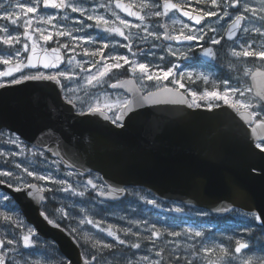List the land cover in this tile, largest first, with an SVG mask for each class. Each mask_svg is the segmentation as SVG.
<instances>
[{
	"label": "water",
	"instance_id": "1",
	"mask_svg": "<svg viewBox=\"0 0 264 264\" xmlns=\"http://www.w3.org/2000/svg\"><path fill=\"white\" fill-rule=\"evenodd\" d=\"M120 3L130 5L122 0ZM130 10L143 15L132 5ZM178 14L197 25L182 13ZM168 15L163 16V21ZM164 25L165 22L162 29L169 32ZM225 36L227 38V33ZM163 40L177 45L193 43L167 40L164 36ZM36 45L37 55H44L46 50L50 59L56 55L61 57L58 68L64 65L65 54L60 48L46 49L40 43ZM52 49H59V52L54 53ZM201 56L206 61H214L202 52ZM16 63L6 65L2 71ZM39 68L43 67L26 69ZM3 78L10 77H0V80ZM131 86L116 88L130 91L131 100H140L142 94ZM261 87L264 85L259 77L253 80L254 93ZM153 93L157 95L148 101L141 100L124 115L119 122L123 127H120L105 118H110L111 111L107 109L103 115L88 112L81 115L74 103L69 105L63 98L57 82L26 81L0 89V129L14 132L28 144L43 148L67 169L81 175L99 172L109 189V194L101 195L105 200L121 198L125 188L132 186L144 188L164 202L179 201L218 215L227 214L217 211L225 206L264 213V171H261L264 170V154L252 144L256 136L264 135V128L257 127L253 135L238 114L226 105L213 110L190 108L179 102L176 94L160 89ZM0 189L18 203L27 221L42 237L51 238L72 264H81L79 243L66 230L47 223L40 215L42 202L38 198H25L7 183L0 184Z\"/></svg>",
	"mask_w": 264,
	"mask_h": 264
},
{
	"label": "rangeland",
	"instance_id": "2",
	"mask_svg": "<svg viewBox=\"0 0 264 264\" xmlns=\"http://www.w3.org/2000/svg\"><path fill=\"white\" fill-rule=\"evenodd\" d=\"M133 1L149 16L154 17L152 20H155V22L149 20L144 25L148 26L149 31L155 30V32H157L160 36V39H156L153 36H148L146 32L142 31L143 35L141 34V36L146 37L144 38V46L148 48H155V57H158L159 61L168 59L170 56H173L175 61L171 60L170 58V63L177 66L175 70L183 67L182 62L184 59L180 54L187 53L189 56V54H192L193 51H189V48H176L163 44L162 31H160L159 29L160 21H156L157 17L152 15V12L157 10L161 11V8L150 9L148 7H143V5H153L154 3H156V0ZM177 1H181L185 5L197 7L195 8V10L206 8L202 5H199L197 0ZM72 2L74 4L83 6L87 11L84 14H81L80 12H72L69 8L64 12L57 11L51 13L52 11H46L45 9H43L41 4V7L40 9H38L37 13H21L19 26H12L8 21L0 20V35H4L5 38H7V36L9 35H18L20 38L19 43L13 41L12 45H5L2 41H0V54L3 55L4 59H9L11 63H13L17 61L14 53L16 50H19L21 52L20 60H24L26 52L23 51V44L28 43L29 45V40L23 35L25 31L24 23L26 20L31 19L33 22L28 28V32L30 35H32L33 39H38L44 47H60L66 53L67 62L61 71L69 72L72 74V76L71 79L64 77L61 78H64V80L69 85V95L67 98L73 100V103L77 105L80 112H87L90 105L95 106L98 104L101 108H103L105 104H114L117 100H122V98L118 95L113 96L106 93L104 90L100 91L99 89L101 88L99 86L104 83L96 84V82H93V85L95 86L89 85L86 82V77L89 72L82 70V68L77 64V62H79L84 69H90L91 73H95L97 69L100 68L91 67V65L93 64L91 63V59H89L85 53H82V49H87L88 53L90 49H92L93 42H88V38H91V40L93 41L95 39L94 35H88L91 28H93L88 27V25H95L96 22L95 20H88L87 16H104L105 19H108L110 21V23H114V20L117 19L116 16L113 15V12H115L116 15H118V13L109 0H86L82 2L72 0ZM246 2L250 7L257 10L256 16L253 18V23L246 25L250 29V33L254 41L252 43V47L249 50H264V36L254 31L255 28H260L261 33H264V21L260 19L261 16H264V11H261V6L262 4H264V0H246ZM0 3H4L5 8H8L10 4L15 8L17 0H0ZM159 4H161V0H159ZM101 5H104V7H101ZM210 8L217 10L213 5H211L210 0H208L207 8L204 10H211ZM2 11L3 10L0 9V12ZM16 11L20 10L16 8ZM229 12H233V9H229ZM52 14L56 15V20L53 21V24H57V22H59L57 27H53L52 24L44 23L43 19H38V17L43 16L44 18H46L48 15ZM65 15L68 16V20L63 19ZM246 15L251 17L252 14L248 13ZM120 19L122 18L120 17ZM174 21L175 23H173ZM230 21L231 17H223L222 19H217V17H210V20L203 29L205 31H208V25L219 27L221 24H223L224 27L220 29V33L223 34L227 23H229ZM117 22L119 26V21L117 20ZM167 23L170 24L175 33H179L182 25L187 24L183 20H181L179 16L172 17L171 19L168 18ZM187 25L191 29H200L190 26L189 24ZM4 27H7V32L3 31ZM37 27H40L44 31L45 35L51 32L52 39L49 41L40 39V33L35 31ZM57 30H70L72 35L60 37L55 34ZM184 32L185 34H187L188 29H184ZM209 35L217 34L209 32ZM72 37H84V39H80L77 41L73 40ZM205 41H208V36H205L203 42ZM64 44H68L69 48H64ZM218 46L223 48V53H227L229 55L228 65H244L245 69L250 67V57H233L231 55L233 44H225L223 46L220 44ZM169 48L174 50L177 54L175 56L172 55L168 50ZM72 49H74V51ZM161 57H163V59H161ZM69 59H72L71 63L68 62ZM257 60L258 62L260 61L258 58L253 57L254 62ZM168 61L169 60H167V62ZM4 65L8 64H3L2 62H0V70ZM187 73L193 74V76L190 78V82H192V84L198 82L200 83L199 86L206 85L202 81V79L199 78V74L204 73L210 77V80L207 83L208 85H212V81L214 80L216 81L214 85L218 87L222 86L221 91L223 90L222 82L225 79H218L219 77H216L214 75L212 76V73L209 70L203 72L200 68H191L185 70L184 72H181V74H184V76L188 77ZM20 75H18L17 77H19ZM161 79L159 81L155 80L156 83L162 84L164 81H162ZM103 80L105 81L106 77H104ZM205 90L209 91V89L202 88V90H200V92L198 93H202ZM77 93H80V95H78ZM111 111L113 113L112 118L115 119L118 110L116 108H113ZM12 140H18L19 143L10 142ZM2 142H4V144H1ZM41 159L40 155L35 153L33 149H28L27 147H25L18 139V137L14 134L6 131L0 133V172H12L15 174V176L8 178L14 180L19 177L21 182H31L29 179H32V181H40L35 179V177H30L26 173H24L23 169L25 167H27L29 171H33L39 175L50 177V180L41 181V187L44 189H52V191L49 192L52 193V196L55 197V201L60 198L70 205L69 207L62 206V208H64L63 211L68 214L67 216L70 217L69 219L73 220V218H75L78 222L73 225H68L71 226L72 229H78L77 234H80L81 237H83L84 235H88L89 237L93 238V242L95 239H99L101 241V244L108 243L114 245L115 248L113 249L100 248L102 249L101 252L103 253L100 254L103 260L98 257V260H100V264H150V261H155L157 259L161 260V264H186L185 257H187L188 260H192L194 264H214V262L217 261V258L222 256V254L219 252V249L215 248L216 245L221 243H223L229 249L228 256L224 257L225 264H243V260L250 255H255L256 257L264 256V253L259 251V249L264 246V242L261 240V238L256 237V234L254 233L258 229L257 226L255 224H252L251 234L246 233L244 231V228L248 225V221L244 218L243 215L237 214V212L244 213L240 211H234L229 217V220H227V223L215 218V222H208V220L213 219L210 216L211 214L206 210H187L179 203L172 202L170 204H165L162 202H158L152 195L146 192H139L138 197L144 204V206H142L143 209H132L133 211H135L126 214L124 216V219L121 218L120 220L115 221L116 223L114 224L111 222L106 224L104 222V218H95L91 214V212L86 211L87 209L92 208L88 206L85 207V205H83V200L86 198L87 194L83 196L78 195V193L80 192H84V194L88 192V185L85 182L86 180L79 179L74 172L64 170L61 165H58L54 161L46 160L44 158ZM16 165H20V167H16ZM43 166H45V168L41 169V167ZM54 180H63L67 183L65 185L54 184L52 182ZM68 186H71L69 188V191L65 192L62 190L64 187ZM4 195V192H0V213H5L9 217V219L5 220L4 216H0V238L5 241V248L3 252L6 254L8 264H25L26 261L27 264H61V262L65 258L55 250L53 244L50 241H42L35 237V231L31 227H29L26 222L24 223L22 216L20 215L18 210L16 212L9 211L10 208L15 206V203L12 200V203L9 204L3 199ZM148 200H155L159 207L148 204ZM175 207H182L184 208V211L182 213L170 211V209H173ZM62 208L59 209L60 213ZM68 209H72L73 211L70 210L69 212L67 211ZM77 211L80 212L76 213ZM81 212H84L87 217L79 215ZM204 213L208 214L204 215ZM89 219L93 220L94 222H99V227L94 226V224L81 223L82 220L87 221ZM176 220L177 222H175ZM238 222H240L241 224ZM153 224L163 233V235L158 239L153 237V240L150 241L147 239V237L152 235L151 230ZM109 227L116 231L120 239L125 240L126 243L124 245H120L114 238L111 239L110 237H108L105 231L100 230L101 228L107 229ZM189 227L203 231L205 233L204 237H195L190 239L184 236L173 237L168 235V233L172 231L183 232L184 229H187ZM28 229L33 230V241L35 245L34 250H31L30 247L25 248L22 243V236L27 232ZM99 231H101L102 234H99ZM133 233H137L138 235H133ZM229 237H232V239L229 240ZM241 238L249 244L250 248L255 249L254 253H249L248 250H242L241 254H235V240ZM8 239H13L16 241V243H14L13 245H7L6 242ZM137 242L141 244V247L139 249L131 248L130 245ZM202 242L205 246L214 248L215 250L211 251L208 255H205L202 251H199L197 255H193L192 251L186 248V244L191 243L196 245V249H200ZM81 243L84 244L82 239ZM84 245H86L87 248L89 244ZM177 245H179L178 248ZM9 248L13 249V251H9ZM161 249L164 250L162 257H157L156 253ZM174 249L175 251H173ZM28 253H31V255H28ZM144 256H147L149 260L145 261L141 259ZM177 257H181V259L177 261Z\"/></svg>",
	"mask_w": 264,
	"mask_h": 264
},
{
	"label": "snow or ice",
	"instance_id": "3",
	"mask_svg": "<svg viewBox=\"0 0 264 264\" xmlns=\"http://www.w3.org/2000/svg\"><path fill=\"white\" fill-rule=\"evenodd\" d=\"M198 3L203 2L207 3L208 0H197ZM211 5H213L217 10H209L205 11L204 9H198L196 11H199L200 14L193 15L192 11H186L183 8L182 4L179 3H173L172 0H163L162 5L159 4V0H156V3L153 5H143V7L148 8H162V11L157 10L152 12V15L156 17L160 16H167L170 12L176 11L182 13L184 17H188L189 20L195 21L197 25H200L201 22L205 19V17H217V19H222L223 17H231L230 23L227 25L226 33H227V40L233 41V47L231 51V55L233 57H256L261 62H264V50H249L252 47L253 37L251 36L250 29L246 26L247 24L253 23V18L256 16L257 10L250 7L246 0H210ZM41 4L43 5V8H51L53 10H67L71 9L72 12H80L81 14H84L87 10L78 4H74L72 0H17V3L15 5V8L9 5L8 8H5L4 3H0V9L3 11L0 12V20L8 21L10 25L12 26H19L20 23V15L21 13H37L38 9H40ZM32 5V6H28ZM101 7H104V5H101ZM116 8H120L121 10L127 12L129 16H135L138 20L143 21L145 19V16L140 15L136 11H132L131 5H124L120 3V0H116ZM16 8H18L20 11H16ZM229 9H233V12H229ZM261 11H264V4L261 6ZM251 13V17L247 16L246 14ZM113 15L116 16V19L119 21V26H109L110 21L108 19H105L104 16L100 15H88V20H95V25H88V27H102L103 31L107 33H114L120 37H123L127 41H131L132 34L129 31V34H125V29L131 30L132 28H136L138 30L144 31L147 33L148 36H153L156 39H160V36L155 31H149L148 26L144 25L143 27L141 24H131L126 19H120L118 15H116L115 12H113ZM15 17V18H14ZM38 19H43V22L46 24H52L53 27H57V24H53V21L56 20V15H48L46 18L43 16L38 17ZM64 20H68V16L63 17ZM262 21H264V16H261L260 18ZM32 20L28 19L24 23L25 31L23 35L28 39L32 40L31 44V56L27 57V63H24L22 60H20L21 52L19 50H16L14 55L17 59V63L13 67H9L7 71H0V77H11V79L4 81L0 80V89L7 88L14 85H20L26 81H54L59 83L60 78H68L71 79L72 74L65 71H56L50 74H45L43 71L37 70L35 73H22L19 77L13 76L14 72H21L22 68H37L38 65H41L44 69H51V68H58L59 62L61 60V57L59 55H56L53 59H50L48 55L46 54V50L44 55H37V45L36 41L33 39L32 35L29 34L28 28L32 24ZM242 22H244V26L242 27ZM175 23V21L173 22ZM165 28L168 27V25H164ZM224 25L221 24L219 27H215L212 25H208V31H205L203 28L200 29H191L187 24H183L181 29L179 30L178 35H171L169 32L164 33V38L167 40H182V41H188V42H196V41H204L205 36H208V43L211 45H220L221 40L225 39V36L220 33V29L223 28ZM188 29V33L185 34L184 29ZM4 32H7V27H4ZM36 32L40 33V39L44 41H49L52 39V33L49 32L47 35L44 34V31L37 27L35 29ZM256 33H260L262 36H264V33H261L260 28H255L254 30ZM209 32L216 33L217 35H209ZM240 33V37L237 39H233L234 37H237V33ZM57 36L63 37V36H71L72 33L70 30H57L55 33ZM146 38V37H144ZM73 40H80L84 39V37H72ZM0 41L3 42L5 45H12L13 41L16 43L20 42V38L18 35H9L7 38H5L4 35H0ZM88 42H95L91 40V38H88ZM125 48L128 49V51L132 54V57H135L137 55L136 52L132 51V45L129 42L128 44L123 45ZM64 48H69L68 44L63 45ZM109 45L105 43L103 45V48H108ZM201 52L202 55L209 58V59H215L216 53L214 52L212 47H205L204 45H201ZM240 49V50H236ZM29 50L28 43L23 44V51L27 52ZM74 51V49H72ZM169 52H171L172 55H176L177 53L172 50L171 48L168 49ZM191 47L189 48V51H191ZM54 53H58L59 49H52ZM85 54H88V50L84 49ZM92 56H99L101 60L104 61L102 67L98 68L95 73H91L90 69H84L82 65H80L79 62H77L78 66L82 68L84 71H88L89 74L86 77V82L89 85H93V82H96V84H102L106 81L103 80L104 77H107L109 73L113 72V69H123L125 65H128V69L126 71H130L131 73H140L141 79L146 78L149 81L157 80L159 81L161 78L164 80H167L171 75L174 74V70L176 69V65L172 64L167 70H163L160 68H156L155 71H152V66L148 63H141L137 61L136 59H130L127 55H109L108 57L104 56L102 49H97L96 51L91 53ZM183 59H188L187 53H181L180 54ZM163 59V57H161ZM112 62H108V61ZM0 62L3 64H10L11 61L9 59H4L3 55L0 54ZM69 63L72 62V59H69ZM91 67H96V63H93ZM245 76H251L253 80H256L258 77L260 78V82L262 85H264V71H261L260 69H257L255 72L252 71L250 68H246L244 70ZM187 76L191 78L193 76L192 73H187ZM199 78L202 79V81L207 84L210 80V77L207 74L200 73ZM184 79V74H180L177 79L173 81V83L179 84L180 88H184L185 85L181 83V80ZM133 81H123L120 82L119 85L113 84L112 87L115 88L117 86H125L127 84H131ZM213 84L216 83V81H212ZM223 90H219V88H214L212 91H203L202 93H198L196 91L190 92L191 100L187 99L183 94L179 93L177 89H171V88H163L160 89V91L173 93L178 95L179 102L185 103L190 108H200L204 105H202V101L208 102L206 104V107L208 110H213L214 108L221 107L218 103H213L212 101H222L223 105H226L230 107L232 110H234L241 120H243L247 128L251 130V133L253 135L257 132V127L264 128V87H261L260 90L256 91L252 96L247 97L245 93H252V88H240V87H230L228 79L223 80ZM95 86V85H93ZM239 94V98H233L236 96V94ZM157 93L149 92L148 96L141 95L140 100H130V99H122L117 100L114 104H105L103 108H101L98 104L95 106H89L88 107V113L89 114H104V109H107L108 111H111L113 108H116L119 112V115L115 116V119H111L107 116H105L106 119H111V123L117 124L118 122L122 121L124 115L128 112H131L134 107H136L140 101H148L150 97L156 96ZM67 103L69 105L73 104V100L70 98H67ZM84 113L81 112V115ZM259 117V119H257ZM120 127H123V123H119ZM12 143H19L18 140H12L10 141ZM253 147L259 151L260 154H264V135L256 136V138L252 141ZM16 167H20V165H16ZM255 171V170H254ZM264 171V170H261ZM23 172L26 173L30 177H35V179L40 181H47L51 178L44 175H39L33 171H29L27 167L23 169ZM15 174L9 171H3L0 172V177H14ZM54 184L59 185H65L67 182L63 180H54L52 181ZM5 183V181L0 180V184ZM16 183L19 186L15 187V192L17 193H23L25 198H38L41 202H43L46 198L43 195H40V193L44 191H52V189H44V188H38L36 184L24 181L21 182L20 178L17 177L13 182H9L7 186L9 188L13 187V184ZM88 185H91L93 189L97 187L96 184L93 183L91 179L87 181ZM68 187H64L62 190L67 192L69 191ZM35 190V191H32ZM78 195L83 196L84 192L78 193ZM100 195H104L103 192H100ZM3 199L7 201L9 204L12 203V197H10L8 194H5ZM148 204L154 205L159 207L157 205V202L155 200H148ZM41 207H43V204H41ZM11 212H16L17 209L15 206L9 209ZM22 211V209L20 210ZM170 211H174L176 213H182L184 211V208L182 207H175L173 209H170ZM218 212L221 213H231L236 211L233 208L230 207H223L217 209ZM61 218H65L68 214L61 209ZM208 213H204V215H207ZM239 215H243L244 218L248 221V225L244 228V231L246 233L251 234L252 224H258L260 227L261 232H264V213L257 211L255 209H251L249 211H246L244 213H239ZM40 215L43 216V218L47 221V223L52 224L53 226L59 228L60 225L57 223L54 219H50L49 216L41 211ZM0 216H4L5 220L9 219V217L5 213H0ZM81 223H87V224H94V226L99 227V222H94L93 220L89 219L87 221H81ZM19 226V225H17ZM101 231L107 232V235L112 236L120 245H124L126 242L123 239H120V237L117 235L116 231H114L111 227L107 229H100ZM130 231V230H128ZM152 235L147 237L148 240H153V237L160 238L163 233L156 228V226L152 225ZM78 233V229H71L70 235ZM127 234V233H126ZM133 235H138L137 233H133ZM168 235L173 237H188V238H195V237H204L205 233L201 230L195 229V228H187L184 229L183 232L180 231H172L168 233ZM74 239L77 240L78 243L81 242V239L83 240L84 244H90V248L86 250L83 253V258L81 260V264H100V260L97 259L96 252L92 251L91 249H113V244L104 243L101 244V241L99 239H95L93 242V238L89 237L88 235H84L81 237L79 234L73 236ZM232 237H229V240H231ZM7 245H13L16 243L13 239L7 240ZM22 243L25 248L34 247V241H33V230L28 229L27 232L22 236ZM174 243V242H171ZM5 246V241L0 240V249H2ZM131 248L139 249L141 247L140 243H132ZM179 245H177V248ZM186 248L188 250L192 251L193 255H197L199 251H202L205 255H208L211 251H214V248H209L204 245V243H201L200 249H196L195 244H186ZM215 248L219 249V252L222 254V256L217 258V261L214 262V264H225L224 257H227L229 254V249L226 247L223 243L218 244L215 246ZM242 250H248L249 253H254L255 249L250 248L249 244L241 239L235 240V248L234 252L235 254H241ZM9 251H13V249L9 248ZM163 249L158 251L156 253L157 257H162ZM175 251V249L173 250ZM260 252L264 253V246H262L259 249ZM28 255H31V253H28ZM23 258V257H22ZM238 258V257H237ZM141 259L148 261L149 258L147 256L142 257ZM177 261H179L180 257L176 258ZM186 264H194L192 260H188L187 257H185ZM0 264H6V254L3 251H0ZM27 264V261L25 262ZM61 264H72V261L68 258H65ZM150 264H161V260L157 259L155 261H150ZM243 264H264V256L256 257L255 255L247 256L243 260Z\"/></svg>",
	"mask_w": 264,
	"mask_h": 264
},
{
	"label": "flooded vegetation",
	"instance_id": "4",
	"mask_svg": "<svg viewBox=\"0 0 264 264\" xmlns=\"http://www.w3.org/2000/svg\"><path fill=\"white\" fill-rule=\"evenodd\" d=\"M78 1H86V0H78ZM108 1V0H107ZM112 3V6L114 7V9L116 10V12L118 13V16L121 17L122 19H126L128 20L131 24H141V26L143 27L144 24L146 22H148L149 20H152L154 17L149 16L143 9H140L139 6L133 1V0H124L128 3H130L131 5H133L136 9L141 10L145 16V19L143 21L141 20H136L134 18H131L123 13H121L119 11L118 8L115 7V0H109ZM179 2V1H178ZM187 6V5H184ZM203 7L207 8V4L203 3L202 4ZM185 8H188L185 7ZM204 8V9H206ZM209 11V10H207ZM234 11V10H233ZM53 12H57L56 10L52 11ZM178 16V14L176 12H173L170 14V16L168 17L169 19H171L172 17ZM167 18V19H168ZM208 20H210V17H207V22ZM156 21H160V25H159V29L161 30V25H162V18L157 17ZM206 22V23H207ZM186 23V22H185ZM189 24V23H187ZM168 25V30L170 31L171 34H179V33H175L173 31V29L171 28L170 24L167 23ZM190 26H193L191 24H189ZM109 26H118V22L117 20H114V23H110ZM244 26V25H243ZM125 34L128 35L129 31L131 32V34L133 35L131 41H127L125 40L123 37H120L114 33H107L105 31H103V28L100 27H93L91 28V30L89 31L90 36H95L94 39V43L92 44V49H90L89 53L87 54V57L89 59H91V63H96V67H101V65H103V60H101V58L99 56H92L91 53L96 51L98 48L103 50L104 56L108 57L109 55H127L129 56L130 59H136L137 61L141 62V63H148L152 66L151 70L155 71L156 68H160L163 70H167L172 64L169 63L167 64L165 61L158 60V57H155V48L153 47H146L144 46V36H141L142 31L138 30L136 28H132L131 30L125 29ZM155 31V30H154ZM88 32V30H87ZM163 33V31H162ZM143 35V34H142ZM241 34H239V36L237 38L240 37ZM236 38V39H237ZM36 42L41 43L38 39H34ZM163 41V39H162ZM131 43L132 45V51L136 52L137 55L135 57H132V54L128 51L127 48H125L123 45ZM107 43L109 45L108 48H103V45ZM155 43V40H154ZM31 44H32V40H29V50L26 52V54L28 55L30 49H31ZM163 44L166 46H171V47H176V48H190L192 49V54H189L188 59H184V61L186 62V64H183V67H180V69L178 70H174V74L171 75L167 80L161 79L162 81H164L162 84L156 83L155 80L149 81L146 78L141 79V74L140 73H131L130 71H126V69H128V65H125V67L123 69H113L112 73H109V75L106 77V82L102 85H100L99 87L101 90H104L106 93L110 94V95H118L119 97H121L122 99H130L131 100V92L128 90H124V89H118V88H113L112 85L113 84H117L119 85L120 82L123 81H133V83L128 84L130 87H132L131 85H133L136 89L139 90V92H141L143 95L149 93V92H154L155 89H158L160 87L163 86H171L174 88H179L180 90H182L185 94H187L190 97V92L194 91V88H198V85L196 84H192L191 79L190 78H185L184 80H181V83H183L185 85L184 88H180L179 84L173 83V81L175 79L178 78V76L181 74V72H184L185 70L191 69V68H200L201 71H207L209 70L212 73V76H218V77H222L223 79L225 78H229V84L233 85L234 87H240V88H252L253 89V80L252 77L249 76H245L244 75V70H245V66L244 65H237L235 64V66H230L228 65V54L227 53H223L222 49L220 46L218 45H211L213 46L215 53H216V58H215V62L214 63H208L206 61H204L201 58V45H204L205 47L210 46L207 41L205 42H199L196 41L195 44L193 45H179L176 46L174 44H169L163 41ZM225 44H233L232 42L227 41L226 39L221 40V45H225ZM42 45V43H41ZM52 46H47L46 48H49ZM193 47V48H192ZM82 53L84 54V49H82ZM192 55V56H191ZM174 60L173 56H170L168 59L170 60ZM102 61V62H100ZM108 62H112V61H108ZM171 62V61H170ZM194 65V66H191ZM249 65H250V69H252L253 72H255L257 69L263 70L264 71V62H261L258 60L257 61H253V57L249 59ZM57 71H61L57 70ZM31 72V71H28ZM45 72V74H50L56 71H43ZM60 82H61V86H62V93L63 96L68 97L69 93H68V83L64 80V78H60ZM197 90V89H196ZM78 95H80V93H77ZM254 94V91L252 93H245V95L247 97H250ZM191 98V97H190ZM233 98H239V94L237 93L235 97ZM213 103H218V104H223L222 101H212ZM201 103H208L206 101H202ZM205 104V105H206ZM203 105V104H202ZM259 119V117L257 118ZM33 148L35 146H32ZM36 149V147L34 148ZM38 149V148H37ZM36 149V150H37ZM81 179H85L84 181L87 183V181L89 179L93 180L96 184H97V188L96 189H92L91 185L88 186V192H86L84 195L89 194L93 196V200L97 205L102 204H107L110 207H118V205H128L130 207V209H133V204L137 203V198H135L133 196L134 194V188H129L126 190L125 193V198L121 199L120 201H103L100 198L102 197L100 195V192H103L105 195L108 194V190L107 187L105 186V184L103 183V181L101 180L99 174H97L96 172H91L88 173L87 175L81 177ZM88 185V184H87ZM90 187V188H89ZM88 196V195H86ZM111 223H115V221L111 222ZM112 237V236H111ZM181 259V257H180ZM179 259V260H180Z\"/></svg>",
	"mask_w": 264,
	"mask_h": 264
},
{
	"label": "trees",
	"instance_id": "5",
	"mask_svg": "<svg viewBox=\"0 0 264 264\" xmlns=\"http://www.w3.org/2000/svg\"><path fill=\"white\" fill-rule=\"evenodd\" d=\"M201 3H199L200 5ZM198 84V83H197ZM198 88L200 89V86H198ZM4 131H1L0 133H2ZM1 144H4V142H2ZM47 159L51 160V161H54L56 162L57 164H59L56 160L50 158V156L47 154ZM36 162V161H35ZM40 164V163H39ZM33 167V166H31ZM45 168V166L41 167V169ZM3 181H5L6 183H9V182H13L14 180L13 179H9L8 177H0ZM30 181H32V179H29ZM36 183H40L39 181H34ZM13 185H17L16 183H14ZM1 193H3L1 190H0ZM58 192V191H57ZM88 196H86V198L83 200L85 201L86 203H90L91 201H94L93 200V196L92 195H89L87 194ZM45 200L43 202V207H42V210L49 216L50 219H54L57 223H59L60 226L66 228L67 230L71 231V226H69L68 224L70 225H73V224H76L78 221L73 218V220L69 219L70 217L66 216L65 218H61V213L59 211V209L61 208V206H66V207H69L70 205L68 203H66L65 201L61 200L60 198L57 199L55 201V197L52 196V193H50L49 191H45ZM16 209L18 210V212L20 213L19 209H18V206L16 204H14ZM59 206V208H58ZM187 210H198V209H193V208H188V207H185ZM136 210V209H135ZM134 210V211H135ZM68 211V210H67ZM86 211L88 212H91V214L97 218V217H101V218H104V219H107L108 217H113L112 215L114 214H118V215H121V216H125L127 214L128 211H131V212H134L132 209H127L124 205H118L117 209L116 207L114 209H110L108 207L107 204H102L101 205H96L94 206L92 209H87ZM70 212V211H69ZM60 213V214H58ZM78 213V211L76 212ZM21 215V213H20ZM79 215L81 216H85L87 217V215L84 213V212H81ZM22 216V215H21ZM211 218L213 220H208V222H215L214 218L215 219H218V220H221V221H224L225 223H227L229 220V217L231 215H228V216H217V215H210ZM114 218V217H113ZM24 223H25V220L24 218L22 217ZM115 219V218H114ZM177 222V220L175 221ZM240 223V222H238ZM241 224V223H240ZM257 226V231H255L254 233L256 234V237L258 238H261V240L264 242V232H261L260 230V227L258 224H255ZM116 229V228H115ZM72 235H77V233H74ZM80 235V234H79ZM37 238L39 240H44L42 239L41 237L37 236ZM44 241H49V240H44ZM52 243V242H51ZM81 243V242H80ZM53 244V243H52ZM55 250L58 252L56 246L53 244ZM81 248H82V251L83 253L88 250L90 248V244L88 245V247L86 248V245L82 244L81 243ZM115 248V247H114ZM31 250H34V247H30ZM92 251L96 252V255H97V259L98 257L101 258V260H103L102 256H100V254H103L101 251L102 249H91ZM114 251H117V250H114ZM59 253V252H58ZM60 254V253H59ZM61 255V254H60ZM63 257V256H62ZM95 264V262H94Z\"/></svg>",
	"mask_w": 264,
	"mask_h": 264
}]
</instances>
